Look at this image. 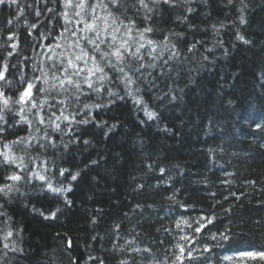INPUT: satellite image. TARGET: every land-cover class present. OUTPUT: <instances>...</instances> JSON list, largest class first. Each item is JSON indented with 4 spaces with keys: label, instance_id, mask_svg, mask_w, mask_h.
Here are the masks:
<instances>
[{
    "label": "trees",
    "instance_id": "obj_1",
    "mask_svg": "<svg viewBox=\"0 0 264 264\" xmlns=\"http://www.w3.org/2000/svg\"><path fill=\"white\" fill-rule=\"evenodd\" d=\"M28 2L19 0L25 8ZM244 2L246 25L239 23L240 0H233L232 5L227 0L206 4L192 0L195 32L175 23V12L164 13L158 25L163 34L170 29L184 31L188 41L202 44L192 53L184 46L170 75L159 78L157 89L142 93L149 109L157 113L156 119L147 121L130 99H116L93 110L96 120L107 121L104 128L74 126L75 133L62 139L54 133L58 150L33 151L25 157L29 168L47 169L44 174L54 185L60 186L63 179L59 175L62 166L73 173L79 168L81 176L64 182V187L72 185V191L58 200L34 190L32 183L21 185L22 195L13 201L0 199L11 217L7 224L0 218V264H71L77 257L80 264L173 261L174 245L183 243L174 227L176 221L192 222L201 216L215 217V226L195 234V247L209 249L195 264H264L259 256H239L242 250L264 251V0ZM16 13L15 5H0V64L12 51H5L10 34L7 22L12 20L20 55L8 57V62L17 64L27 56L31 69L40 62L37 53L42 51L32 47L40 41L28 36L34 10L26 8L19 19ZM238 30L250 44L236 40ZM10 72L9 80L18 85L23 69L17 64ZM169 87L172 92L163 101L154 98L153 93L163 96ZM172 95L177 99L169 103ZM93 101L95 97L88 102ZM112 124L117 127L106 136ZM12 139L15 136H9ZM66 142L70 153L64 148ZM93 160L96 165H91ZM86 164L90 167L85 168ZM65 197L72 201L70 207ZM181 205L187 207L186 212ZM33 207L46 213L60 208L61 212L57 219L45 220ZM7 231L14 235L4 241ZM225 231L229 239H219ZM213 234L217 240L211 239ZM68 240L73 247L65 251ZM4 243L16 251L5 249ZM145 248L149 251H133Z\"/></svg>",
    "mask_w": 264,
    "mask_h": 264
},
{
    "label": "snow or ice",
    "instance_id": "obj_2",
    "mask_svg": "<svg viewBox=\"0 0 264 264\" xmlns=\"http://www.w3.org/2000/svg\"><path fill=\"white\" fill-rule=\"evenodd\" d=\"M6 2L9 6H16V19L24 16L26 8L34 10V19L28 25V36H35L40 41L32 44V47L42 51L37 53L40 62L33 64L31 69L28 67L30 57L25 56L23 62L17 60L23 69L20 83L15 85L10 81V69L17 67V64H10L8 57L19 56L20 45L14 42L17 34L10 27L13 21L8 20L10 34L5 51L7 48L12 51L7 52L4 62L0 64V199L11 202L22 195L21 185L32 183L34 190L50 194L54 200H58L72 191V185L64 187V182L69 177L71 181H77L82 170L78 168L73 173L70 168L62 166L59 175L63 179L57 186L44 174L47 169L29 168V161L25 157L33 151L58 150L54 133L60 134L62 139L64 135L75 133L74 126L94 124L97 128H104L107 121L96 120L92 115L93 110L105 108L116 99H130L136 111L145 113L147 121L156 119L157 113L149 109L142 93L157 89L159 78L170 75L172 64L183 55L184 46L187 52L192 53L197 45L202 44L196 39L188 41L184 31L170 29L167 34H163L158 25L163 22L165 12H175L174 22L181 26L187 25L190 32H195L191 14L196 9L191 6L192 0H50L51 6L49 0H29L26 8L21 7L19 0H0V5ZM207 2L202 0V3ZM240 3L243 7L238 9L241 12L239 23L246 25L243 12L247 4L244 0H240ZM232 4L233 0H227V5ZM221 27L224 25L221 24ZM236 40L245 45L251 43L239 30ZM165 53H168L166 57ZM171 92L169 87L163 96L153 95L156 100L163 101ZM105 96L108 97L106 103ZM93 97L95 101L89 103ZM176 99L172 95L169 103ZM116 127V124H112L105 135ZM9 136H15V139L9 140ZM69 138L71 141L73 136ZM75 138L82 139V136ZM84 143L87 145L89 142L84 140ZM17 148L23 154L18 155ZM64 148L71 152L67 142ZM96 164L97 161H91V165ZM89 167L85 165V168ZM164 171L160 169L162 174ZM35 181L39 183H33ZM236 198L239 199L238 196ZM64 203L69 207L72 205V201L66 197ZM6 207V204H0V218H5L2 221L5 224L11 219L5 211ZM181 208L187 211L186 206L181 205ZM33 212H39L40 216L49 220L57 219L61 209L46 213L33 207ZM214 221L215 217L210 216H201L192 222L177 220L174 227L181 233L179 241L183 243L174 245L173 261L163 260L157 264H185V261L195 264L203 253L209 251L206 246L202 250L195 247V234L210 231L209 226L214 227ZM92 223L95 224L96 220ZM185 229L193 235H189ZM13 235L12 231H7L3 236L4 241ZM229 235L227 231L222 232L219 239L228 240ZM211 239L218 238L213 234ZM66 244L65 251L73 247L71 240ZM3 247L16 251L15 247L10 248L9 243H4ZM133 251L148 252L149 249ZM239 256H259L264 259V251L242 250ZM89 259L96 258L90 256ZM71 264H80L79 258L72 260ZM99 264H104L103 260ZM119 264H128V261L122 259Z\"/></svg>",
    "mask_w": 264,
    "mask_h": 264
}]
</instances>
